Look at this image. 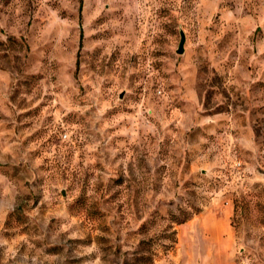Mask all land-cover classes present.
Returning a JSON list of instances; mask_svg holds the SVG:
<instances>
[{
  "label": "rangeland",
  "instance_id": "rangeland-1",
  "mask_svg": "<svg viewBox=\"0 0 264 264\" xmlns=\"http://www.w3.org/2000/svg\"><path fill=\"white\" fill-rule=\"evenodd\" d=\"M0 264H264V0H0Z\"/></svg>",
  "mask_w": 264,
  "mask_h": 264
},
{
  "label": "water",
  "instance_id": "water-1",
  "mask_svg": "<svg viewBox=\"0 0 264 264\" xmlns=\"http://www.w3.org/2000/svg\"><path fill=\"white\" fill-rule=\"evenodd\" d=\"M180 36H181V38H180V41H179V44H178V47H177V50H176L177 53H182L184 51L185 35H184V33L182 31L180 33Z\"/></svg>",
  "mask_w": 264,
  "mask_h": 264
}]
</instances>
